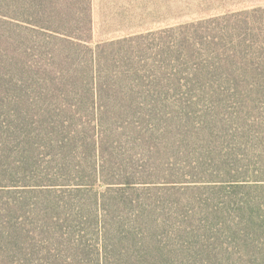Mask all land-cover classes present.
<instances>
[{"label":"trees","instance_id":"obj_1","mask_svg":"<svg viewBox=\"0 0 264 264\" xmlns=\"http://www.w3.org/2000/svg\"><path fill=\"white\" fill-rule=\"evenodd\" d=\"M95 0H0V264H264V5L94 39Z\"/></svg>","mask_w":264,"mask_h":264},{"label":"rangeland","instance_id":"obj_2","mask_svg":"<svg viewBox=\"0 0 264 264\" xmlns=\"http://www.w3.org/2000/svg\"><path fill=\"white\" fill-rule=\"evenodd\" d=\"M258 5L264 0H95L94 39L160 32L207 14L219 16Z\"/></svg>","mask_w":264,"mask_h":264}]
</instances>
